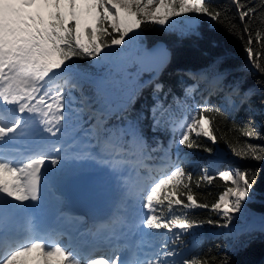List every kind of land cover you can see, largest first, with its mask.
<instances>
[{"label":"snow or ice","instance_id":"snow-or-ice-1","mask_svg":"<svg viewBox=\"0 0 264 264\" xmlns=\"http://www.w3.org/2000/svg\"><path fill=\"white\" fill-rule=\"evenodd\" d=\"M237 11L240 25L231 22L226 12L210 6V0H0V264H123L119 256L92 258L95 240L115 237L126 226L122 216H115L88 230L68 235V243L55 231L40 234L35 227L36 205L40 191L49 180L55 182L62 173V165L70 158L72 145L54 142L73 122L87 115L88 136L99 149L97 155L114 172L130 168L139 178V170L152 159L136 122L122 127H109L102 109L91 108L84 94L85 85L94 83L92 76L75 63L88 58L101 64L119 54L121 46L131 40L146 23L160 26L176 17H199L227 23L228 30L241 40L247 39L245 50L249 65L264 73L259 58L264 51L254 53L253 43L264 45L262 30L253 37L252 23L258 18L264 24V0L258 4L230 0ZM211 77V79H209ZM211 88H219L222 75L211 69L202 74ZM160 85H157V89ZM192 85L185 90L191 95ZM230 88L223 95L222 107H235ZM74 92H79L77 98ZM79 103L81 107H74ZM183 118L165 109H153L154 127L171 123L179 132L173 143L187 149H200L211 154L203 140L216 144L215 122L220 112L205 100L195 109L183 106ZM159 111V115L157 112ZM165 116L167 117L165 119ZM235 129L236 126L233 125ZM240 136L259 138L255 127L238 129ZM22 145V147H21ZM232 154L241 159L264 161V146L247 143L237 149L229 143ZM153 152L157 149H153ZM95 158V157H93ZM158 175L149 177L143 186L133 187L125 180L129 198H140L144 210L139 214L137 228L166 230L173 234L174 245H182V235L204 223L227 228L233 214L241 211L243 203L255 183L257 171L228 168L209 174L206 165L196 175L164 151L159 157ZM219 177L226 186L210 205L200 202L196 191L205 183L211 185ZM211 208L220 219L193 220L188 210ZM23 219L26 227L18 229L16 221ZM107 232L104 235V232ZM92 239H89V238ZM215 258L185 255L177 247L169 249L161 244L142 256L134 254L128 264H213ZM219 264H227L222 260Z\"/></svg>","mask_w":264,"mask_h":264},{"label":"trees","instance_id":"trees-1","mask_svg":"<svg viewBox=\"0 0 264 264\" xmlns=\"http://www.w3.org/2000/svg\"><path fill=\"white\" fill-rule=\"evenodd\" d=\"M241 3L254 5L259 0H241ZM210 6L226 12L233 24L240 25L237 11L230 0H210ZM262 11L264 9L258 10L257 17ZM257 29H261L264 35V24L258 18L252 23L253 37ZM140 30L142 35L138 38V46L132 47L133 39L121 46L124 60L119 67L106 62L96 66L88 58L75 61L82 71L88 73L93 69L98 77L106 81L105 89L92 84L85 85L84 94L89 98L87 103L93 108L107 99L108 106L104 114L109 127H122L129 122H136L154 159L159 155L161 143L171 135V123H161L154 127L153 109H167L178 119L185 111L183 106L195 109L196 105L207 100L210 106L220 109L215 122V135L220 139L216 144L206 140L202 142L205 146L212 147L213 151L216 147L228 150L227 155L230 157L222 163L224 169L235 166L257 171L255 183L245 204L255 216L264 217V161L241 159L234 156L229 148V143L237 149L247 143L264 146V73L249 65L245 54L247 34L241 40L228 30L227 23L211 21L207 17H199L195 23L184 17H176L167 26L146 23ZM157 40H163L167 44L171 57L160 74L151 76L150 72L143 73L139 70L138 65L132 62L131 55ZM252 47L254 53L264 51V45L258 42H254ZM259 62L264 64V56L259 58ZM211 69L222 75L219 88H211L205 79H201L202 74L207 76ZM157 85H160L159 89ZM192 85H196L197 90L186 95L185 90ZM232 87L236 89L233 96L235 107L224 109L223 95ZM74 106L81 107L79 103ZM86 121L87 115L84 120L76 122L78 132L86 127ZM233 125L236 126L235 129ZM246 127H255L260 132V137L240 136L238 129ZM173 137L176 139L177 134ZM180 148L178 155L184 161L182 166L196 175L200 174V164L181 155L183 151L193 156L206 152L202 148ZM153 149L157 151L153 152ZM226 186L231 185H225L219 177L211 185L205 183L196 190L200 194V202L210 205ZM187 214L190 219L198 221L220 219L210 207L188 210ZM232 220L238 222L236 218ZM204 228L212 231L206 233ZM218 228L204 223L182 235L183 244L179 246L172 243L174 236L166 230L158 231L157 235L160 245L165 244L169 249L177 247L178 251L183 250L188 257L193 254L201 258L214 257L213 264H219L222 260H226L227 264H264L263 225L245 228L232 236L217 231L220 230Z\"/></svg>","mask_w":264,"mask_h":264},{"label":"rangeland","instance_id":"rangeland-1","mask_svg":"<svg viewBox=\"0 0 264 264\" xmlns=\"http://www.w3.org/2000/svg\"><path fill=\"white\" fill-rule=\"evenodd\" d=\"M184 18L189 22L193 21V18L190 16L184 17ZM141 34H142L141 30L140 29L137 30L136 35L140 36ZM136 45H137V43L135 42V44H133L132 47L134 48V47H136ZM123 57H124V55H123ZM101 64H95V65L99 66ZM88 73L92 76L94 81L97 79L99 88H102V89L106 88V81L104 79H102V78L94 79L95 76H94L93 69L89 70ZM97 82H95V83H97ZM74 95H76L77 98L79 99L80 95L78 92H74ZM107 104H108L107 99H104L97 107H93L92 109L93 110L103 109L106 107ZM74 107H78V106H74ZM182 118H183V115L180 116V118H178L177 120L182 119ZM77 130H78V127L76 126V122H73V124L70 125L67 128V130L65 132H63L59 137L53 138L54 142H56V141L67 142L68 144L72 145V152L70 153V158L66 160L67 166L62 167L63 171L59 176H61L62 174L64 175L69 170H73L77 165H82V164H84V166L92 165V164L94 165L97 162L96 160L98 158L100 159V157L97 155V153L99 152V149L96 148L95 141L90 139L88 134H87L88 133V124L86 125V127L82 131L78 132ZM169 130H170L171 136H169V138L166 141L161 143V145H163V146H161L162 147L161 151L164 148H167L170 155H171V151L174 154L180 153V152H178L181 149L180 145L173 143L174 138L172 137V134L174 132L172 131V125H170ZM176 133H177L176 139H178L179 132L177 131ZM152 148H153V146H152ZM199 154H200V156L199 155L193 156V155H188L185 153V151H183L181 156H183V158L193 159L194 162H197L200 164L201 169L207 165L209 167V174L213 175V176H216V173L218 171L225 170V169H223L222 163L225 162L228 159V157H230L229 155H227L228 150H224L220 147H216L211 154L203 153V152L199 153ZM93 157H95V158H93ZM88 159H90V160H88ZM99 159H98V161H100ZM87 160L92 164H89V162H87ZM103 165H105V164H103ZM229 168H236V167L232 166ZM111 170H113V169L111 168ZM142 171H143L142 169L139 170V178H138L131 171L130 168H122L119 170V172L124 173V175H125L124 179L125 180H129V177H131V179L129 180V183L132 184L133 187H136L138 185V181L141 180ZM125 180H124V183H125ZM120 182H121V180H120ZM144 183H146V181H144ZM143 184L140 186H143ZM123 187H124V184L121 186V189H122L121 201H123L125 205L119 207V209H118V210H121V214H123L124 211H126V212L130 211L131 212L133 207H136L137 210L139 211V213L144 211L140 206L139 196H136L135 199L129 198L126 195L125 187L124 188ZM248 198H249V196H248ZM258 217L261 218V216H255L249 210V208L246 206V204L244 202L242 205L241 211L239 213L233 214V218L238 219V222H234L232 220L229 227H227V228L219 227L218 229H220V230H217V231L232 236L237 231L243 230L245 228H250V225H252L253 219L258 218ZM262 218H263V221H262L261 225L264 226V217H262ZM203 231L208 233V232H211L212 229L204 228ZM139 232L141 235L140 236L141 241L143 243H148L147 250L144 253H142V255L145 253L151 252L152 250H158L159 249L160 242L158 241V235H157L158 231H156V234H155V231L141 227V228H139ZM95 258H97V257H95Z\"/></svg>","mask_w":264,"mask_h":264},{"label":"bare ground","instance_id":"bare-ground-1","mask_svg":"<svg viewBox=\"0 0 264 264\" xmlns=\"http://www.w3.org/2000/svg\"><path fill=\"white\" fill-rule=\"evenodd\" d=\"M165 150H167V152L169 153L168 149L164 148L161 151V155H163ZM159 154H160V151H159ZM98 159L96 160L97 162L94 165L92 163H90L88 161L90 159H88L87 162H89V164H92V165H87V166H84V164L77 165L75 167L76 169L74 168V170H78V169L85 168V167H87V168L103 167V164H105V167H104L105 169H110L111 168L110 165H108L106 163H103L101 161V158L99 159L100 161H98ZM64 166H67L66 162L62 165V167H64ZM227 169H225V170H227ZM118 176H119V178H120V180L122 182V185H123L124 184V180H125L124 179V176H125L124 173L123 172H119ZM62 177H63V174L61 176H59L58 179L55 182L49 180V182L47 183L46 186H42L41 191H40V202L42 203V208H43L44 211L40 215L38 214L39 216L37 214H35V224H36L37 220H39L41 222L43 221L44 212H46L47 210L53 211V209L55 208L56 202L62 201L61 200L62 199V193H61L60 182H59V181H61ZM143 183H144V178H142V180L138 181V185L139 186L142 185ZM124 205L125 204H124L123 201L119 202V207L124 206ZM132 210H133L132 215H133V217H135L136 223H139L140 222V219H139V214L140 213H139V211L135 207H133ZM15 226L18 229H21V230L26 227L25 222H24L23 219L17 220Z\"/></svg>","mask_w":264,"mask_h":264},{"label":"water","instance_id":"water-1","mask_svg":"<svg viewBox=\"0 0 264 264\" xmlns=\"http://www.w3.org/2000/svg\"><path fill=\"white\" fill-rule=\"evenodd\" d=\"M171 51L163 40L144 46L131 55V60L143 73L151 72V76L160 74L170 61Z\"/></svg>","mask_w":264,"mask_h":264}]
</instances>
